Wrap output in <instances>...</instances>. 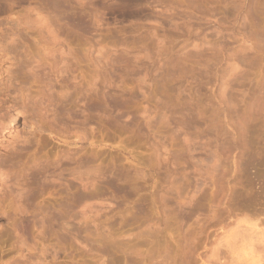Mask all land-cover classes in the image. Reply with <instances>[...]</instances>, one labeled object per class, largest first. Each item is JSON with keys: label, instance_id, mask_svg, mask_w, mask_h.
I'll return each mask as SVG.
<instances>
[{"label": "rangeland", "instance_id": "obj_1", "mask_svg": "<svg viewBox=\"0 0 264 264\" xmlns=\"http://www.w3.org/2000/svg\"><path fill=\"white\" fill-rule=\"evenodd\" d=\"M1 92L0 264H264V0H0Z\"/></svg>", "mask_w": 264, "mask_h": 264}, {"label": "bare ground", "instance_id": "obj_2", "mask_svg": "<svg viewBox=\"0 0 264 264\" xmlns=\"http://www.w3.org/2000/svg\"><path fill=\"white\" fill-rule=\"evenodd\" d=\"M7 88H8V87H7ZM6 90H9V89H5V92L7 93ZM10 92H11V91H10ZM10 92H8V93L6 94V95H7V98H10V95H9ZM3 93H4V92H3ZM3 93L1 92L0 94H3ZM10 94H11V93H10ZM12 98H13V97H12ZM12 98H10V99H12ZM6 100H7V99H6ZM8 100H9V99H8ZM3 101H5V100H3ZM11 101L13 102V100H11ZM13 104H15V103L13 102ZM11 105H12V104H11ZM13 106H15V105H13ZM13 106H12V107H13ZM12 107H11V108H12ZM11 108H10V109H11ZM14 108H15V107H14ZM7 109H8V107H7ZM6 111H7V110H6ZM8 111H9V110H8ZM11 111H12V110H11ZM2 116H3V115H2Z\"/></svg>", "mask_w": 264, "mask_h": 264}]
</instances>
